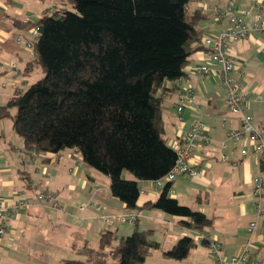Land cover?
I'll list each match as a JSON object with an SVG mask.
<instances>
[{
  "label": "trees",
  "instance_id": "1",
  "mask_svg": "<svg viewBox=\"0 0 264 264\" xmlns=\"http://www.w3.org/2000/svg\"><path fill=\"white\" fill-rule=\"evenodd\" d=\"M194 1L69 0L71 8L43 12L37 21L14 19L15 26L39 28L31 64L44 76L15 93L0 108V119L15 109L13 126L29 152L76 149L110 179L112 196L135 210L139 182L163 178L177 160L164 137L163 103L204 47L197 25L205 16L190 10ZM126 171L133 180L124 179ZM168 191L169 184L147 206L183 218L191 229L213 225ZM195 246L185 236L163 256L181 261ZM159 249L151 232L135 222L130 235L119 240L104 230L97 248H76L83 259L60 264H144Z\"/></svg>",
  "mask_w": 264,
  "mask_h": 264
},
{
  "label": "crops",
  "instance_id": "2",
  "mask_svg": "<svg viewBox=\"0 0 264 264\" xmlns=\"http://www.w3.org/2000/svg\"><path fill=\"white\" fill-rule=\"evenodd\" d=\"M260 1L264 9V0ZM231 2L235 3L238 13L248 24L254 23L256 10L251 0H196L189 8L198 9L205 16L197 25L201 36L230 27L227 19H219L215 9L224 10ZM11 4L17 9L14 13L17 20L34 22L42 16L32 15L30 11L24 13L19 3ZM0 13L7 16L4 10ZM16 27L31 36V29L27 30L20 25ZM13 37L16 43L18 35L0 28V74L3 75L0 84L7 83V87L0 91V108L15 93L24 92L28 88L24 87L27 85V77L35 68L31 64L33 51L12 42ZM208 54L209 49L206 47L194 53L185 69L186 75L174 83L177 91L166 95L163 103L164 137L171 147L179 143L196 124L205 128L211 137L209 143L200 144L191 160L192 167L203 170L204 176L196 179L180 177L172 184L174 194L170 195L180 204L204 213L211 219L213 225L208 228L196 230L185 227L181 224L183 218L148 207V203L155 202L161 193H154L153 182H139L141 190L137 208L130 210L112 196L110 179L88 166L76 149L59 154L38 153L29 152L24 145L27 156L26 159L22 158V169L18 170L0 157V197L5 204L13 206L20 198L26 197L21 189V180H25V187L31 188L37 184L41 191L52 193V200L43 198L40 202L34 201L31 206L36 209L37 216L43 210L46 217L41 221L40 218H30L36 223L40 221V228L46 230L42 238L45 240L44 246L50 248L51 255H47V258L54 264L78 255L76 248L84 244L98 247L100 234L104 230L115 231L119 240L130 235L134 224L120 223L113 218L118 214H135L138 227L140 225L142 230L150 231L151 238L161 244V249L153 251L144 264H215L209 247L212 241L222 244V253L227 257L234 256L245 245H249L253 257H264V197L263 212L259 216L252 194L254 178L262 176L264 179V167L260 163L259 154L241 156L243 143L234 145L228 142L224 146L227 133L238 129L240 123L238 116L230 113L225 105L219 68L212 66L213 71L203 77L194 72L195 67L209 59ZM228 54L237 66L233 75L239 80L240 89L249 100V112L255 124L264 128V34L252 31L247 39L230 42ZM12 63L16 68H10ZM188 86L195 90L194 102L184 107L179 119V93ZM10 111L7 117L13 119L15 112ZM222 155L227 157L226 162L221 161ZM232 163H237V166ZM55 202L60 209L54 207ZM87 203L89 206L82 210L81 205ZM30 209L26 208L11 220L8 231L17 230L16 222L23 215H28L32 211ZM105 217H111L110 222ZM253 221L257 222V227L250 234L248 227ZM115 224L121 226L113 229L111 226ZM125 225H132L133 228ZM185 236L194 238L196 242L189 256L181 261L165 258L163 253ZM4 238L0 241V253L8 250Z\"/></svg>",
  "mask_w": 264,
  "mask_h": 264
},
{
  "label": "built area",
  "instance_id": "3",
  "mask_svg": "<svg viewBox=\"0 0 264 264\" xmlns=\"http://www.w3.org/2000/svg\"><path fill=\"white\" fill-rule=\"evenodd\" d=\"M251 2L256 10V19L251 25L238 13L234 2H231L224 10L219 8L215 9L219 19H227L230 27L218 33L203 34L201 36L203 46L209 49V59L195 67L194 72L203 77L213 71L212 66L219 68V76L224 88L225 105L230 113L238 116L240 123L238 129L230 130L227 133L224 146H226L228 142L234 145L243 143L244 146L240 149L241 156L246 157L251 153L259 154L260 163L264 167V128L255 124L254 117L249 112V100L247 96L242 93L239 80L233 75L237 66L228 54V45L230 42L243 41L248 38L252 31L264 34V9L261 7V1L251 0ZM30 34V37L18 36L16 42L18 44H23L28 50L33 51L34 41L38 39L40 34L39 28H32ZM10 65L15 68L14 63ZM6 87L7 83L0 84V88ZM179 94L177 114L179 119H181L184 107L194 102L195 90L192 86H188L183 88ZM210 141V135L200 124H196L192 127L179 143L172 146L177 155L176 163L166 176L153 181L154 193L161 192L165 185L169 184L168 192L170 195H173L174 189L172 188V184L180 177L196 179L204 176L205 172L203 170L192 167L191 160L200 148V144L209 143ZM220 159L224 162L227 161L225 155H222ZM232 165L237 166V163H232ZM263 190V177H255L253 180L252 194L256 200V212L259 216L263 212ZM49 193L50 192H42L38 197L39 199H49L51 197V193ZM28 205L29 202L27 199L20 198L13 206H9L5 204V201L0 197V241L6 235L10 221L14 217L19 216ZM85 207L86 204H83L80 208L84 210ZM113 218H116L120 223L129 224H135L137 220L135 214L116 215ZM110 219L111 217H105L107 222H110ZM256 227L257 222H251L248 227V232L253 234L256 231ZM209 247L215 264H264V257L255 258L252 256L249 245L242 247L239 252L232 257H227L222 253V244L218 241H212Z\"/></svg>",
  "mask_w": 264,
  "mask_h": 264
},
{
  "label": "rangeland",
  "instance_id": "4",
  "mask_svg": "<svg viewBox=\"0 0 264 264\" xmlns=\"http://www.w3.org/2000/svg\"><path fill=\"white\" fill-rule=\"evenodd\" d=\"M12 2L21 4L24 13L30 11L32 15L36 16H40L43 14V12L49 10L55 11L56 9L71 8L69 0H0V11L4 10V12L7 14V16H5L4 14L2 15V13H0V28L5 31H11L12 33L21 37H29V35H27L26 31H23L14 25L13 21L17 18L14 13L17 9H14L12 7ZM12 42L15 43L14 37L12 39ZM20 45L23 48L25 47L23 44ZM1 76L3 75L0 74V77ZM43 76L44 74L41 69L39 67H35L33 73L29 75V77H27V85L23 86L29 87L33 83L41 79ZM2 90L3 88H0V91ZM12 112H15V110L10 111V113ZM2 125H4V129H2ZM26 156L27 155L24 150V140L20 135L16 133L13 126L12 117H4L3 119H0V157L7 160L15 170H18L22 169V158L26 159ZM38 177L41 178V176ZM123 177L127 180L134 179V176L127 171L124 172ZM24 183L25 180H21V189H23L24 195L26 196L25 198L29 202L27 208L30 209L34 201L40 202L38 196H40L44 191H41V188L37 184L31 188H28L24 186ZM51 194V197L48 200L53 199ZM88 206L89 204L87 203L86 207ZM54 207L60 209V206L57 202L54 203ZM30 210L32 211L28 215H23L22 218L16 222L18 229L15 231L9 230L4 236L5 238L3 237L4 244L8 247V250L5 253H0V264H54L47 258V255H51L49 251L50 248L44 246L45 240L42 238L46 230H43V228L41 229L39 226L41 219L43 217H46L45 212L43 210H40V215L37 216L35 212L36 209L31 208ZM30 217L40 218V221L36 223ZM120 226V224H115L111 227L114 229V227ZM125 226L132 227V225ZM164 228L165 225H163V229ZM139 229L142 230V227H140V225ZM163 229L161 231H163ZM95 248H97V246ZM83 258V255L78 254L74 255L71 259Z\"/></svg>",
  "mask_w": 264,
  "mask_h": 264
}]
</instances>
